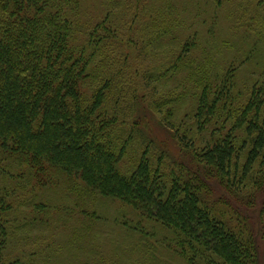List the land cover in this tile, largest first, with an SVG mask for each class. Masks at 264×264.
<instances>
[{
  "label": "rangeland",
  "instance_id": "374dc122",
  "mask_svg": "<svg viewBox=\"0 0 264 264\" xmlns=\"http://www.w3.org/2000/svg\"><path fill=\"white\" fill-rule=\"evenodd\" d=\"M62 12L72 24V45L82 44L86 32L96 28L91 42L120 63L94 59L83 95L91 101L101 81L114 76L106 94L120 90L123 97L114 112L113 101L108 103L109 114L118 113V121L142 116V135L169 155L162 170L171 162L192 167V152L231 132L230 137H239L231 167L240 172L248 148L238 149L247 138L235 125L248 101L253 106L247 121L264 129V0H69ZM178 55V68L160 67ZM200 103L217 110L211 117L197 114ZM116 133L120 137V130ZM142 149L143 136L134 132L118 169L129 175ZM152 164L156 169L155 160ZM6 165L9 170L0 165V190L9 192L3 196V209H9L0 215L6 227L0 264H206L197 253L185 252L172 229L121 200L101 196L78 174L53 166L40 174L19 161ZM259 171L257 161L251 175ZM251 179L245 199L236 204L253 226L258 211L253 214L251 194L264 188V177L260 188ZM262 220L259 264H264V214Z\"/></svg>",
  "mask_w": 264,
  "mask_h": 264
},
{
  "label": "trees",
  "instance_id": "16d2710c",
  "mask_svg": "<svg viewBox=\"0 0 264 264\" xmlns=\"http://www.w3.org/2000/svg\"><path fill=\"white\" fill-rule=\"evenodd\" d=\"M64 1L69 0H0V165L8 169L7 160L19 161L40 174L46 171L44 166L78 174L101 196L121 200L172 229L185 252L197 253L206 264H219L216 259L220 264H259L257 240L262 234L264 188L251 194L253 214L258 211L254 222L251 220L253 226L248 222L252 217L243 215L236 204L245 199L248 178L260 188L264 177V129L246 119L253 103L247 102L235 125L236 132L247 138L238 149L248 148L240 172L231 167L234 141L239 138L238 134L230 137L231 132L192 152V167L171 162L162 170L169 155L142 135V116H123L118 121V113L109 114L108 103L113 101L114 112L123 97L120 90L106 94L114 76L101 81L91 101L83 95L85 81L93 75L89 67L94 59H105L112 66L120 63L91 42V38L97 39L96 28L86 32L82 44L72 45V24L62 12ZM188 43L183 44L185 51ZM180 58L164 61L160 67L165 72L178 68ZM200 104L197 114L202 111L211 117L217 110L215 105ZM253 108L258 111L260 104ZM134 132L143 136V149L127 175L117 165ZM180 140L185 142L186 137ZM257 161L261 171L254 176L252 165ZM5 189L0 190V215L9 209H3V198L9 193ZM5 234L1 222L0 241Z\"/></svg>",
  "mask_w": 264,
  "mask_h": 264
}]
</instances>
